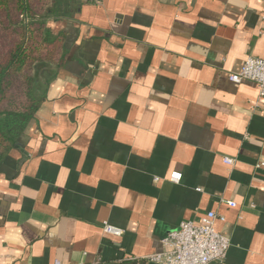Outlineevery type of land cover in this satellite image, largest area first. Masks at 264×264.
I'll return each instance as SVG.
<instances>
[{
	"label": "crops",
	"instance_id": "obj_1",
	"mask_svg": "<svg viewBox=\"0 0 264 264\" xmlns=\"http://www.w3.org/2000/svg\"><path fill=\"white\" fill-rule=\"evenodd\" d=\"M72 4L47 23L64 64L36 67L45 99L0 167V264H158L208 212L231 242L212 264H264V99L229 79L264 60V0Z\"/></svg>",
	"mask_w": 264,
	"mask_h": 264
},
{
	"label": "trees",
	"instance_id": "obj_2",
	"mask_svg": "<svg viewBox=\"0 0 264 264\" xmlns=\"http://www.w3.org/2000/svg\"><path fill=\"white\" fill-rule=\"evenodd\" d=\"M73 1L0 0V167L45 99L52 75L40 82L36 67L64 64V35L47 23L69 18Z\"/></svg>",
	"mask_w": 264,
	"mask_h": 264
},
{
	"label": "built area",
	"instance_id": "obj_3",
	"mask_svg": "<svg viewBox=\"0 0 264 264\" xmlns=\"http://www.w3.org/2000/svg\"><path fill=\"white\" fill-rule=\"evenodd\" d=\"M229 79L233 83L249 81L258 88V96L264 99V60L247 57L238 73L231 74ZM227 165L233 160L225 159ZM181 179L179 173H172L169 180L178 183ZM234 208L235 203H226ZM223 221L214 212H208L202 217L200 223L182 222L178 229L170 231L163 239L165 252L149 257V261L158 264H212L225 260L231 246L228 238L216 231V222ZM103 232L114 237H121L122 230L107 223L103 224ZM59 264V263H56Z\"/></svg>",
	"mask_w": 264,
	"mask_h": 264
}]
</instances>
